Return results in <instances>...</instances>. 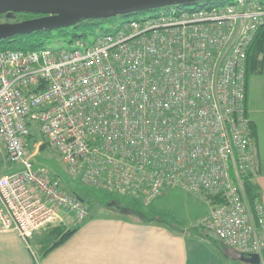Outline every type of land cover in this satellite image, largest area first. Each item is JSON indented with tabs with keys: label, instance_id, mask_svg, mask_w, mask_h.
<instances>
[{
	"label": "built area",
	"instance_id": "1",
	"mask_svg": "<svg viewBox=\"0 0 264 264\" xmlns=\"http://www.w3.org/2000/svg\"><path fill=\"white\" fill-rule=\"evenodd\" d=\"M264 27V0H231L124 20L70 49L0 51V233L81 223L79 196L34 170L43 145L71 175L153 202L165 192L221 195L200 226L264 264V207L252 204L248 49ZM34 153L28 154V141Z\"/></svg>",
	"mask_w": 264,
	"mask_h": 264
},
{
	"label": "crops",
	"instance_id": "2",
	"mask_svg": "<svg viewBox=\"0 0 264 264\" xmlns=\"http://www.w3.org/2000/svg\"><path fill=\"white\" fill-rule=\"evenodd\" d=\"M247 109L256 126L258 150L259 132L249 108V84ZM252 155L254 181L264 205V166L256 167ZM64 224L71 229L69 220ZM77 226L75 234L49 252L46 236L51 226L37 231L29 245L17 232L0 233V264H246L238 252L212 233L196 236L175 231L159 222L134 220L123 211L88 216Z\"/></svg>",
	"mask_w": 264,
	"mask_h": 264
},
{
	"label": "rangeland",
	"instance_id": "3",
	"mask_svg": "<svg viewBox=\"0 0 264 264\" xmlns=\"http://www.w3.org/2000/svg\"><path fill=\"white\" fill-rule=\"evenodd\" d=\"M148 15L150 14L145 16ZM124 20V18L117 17L109 21H101L89 28L74 30L72 31L74 34L46 38L43 41V49H70L80 39L93 42L97 35L118 28ZM74 35L77 37L74 38ZM249 108L254 112L259 132V149L257 150V146H254L252 161L256 167H259V164L264 166V76H252L249 81ZM35 137L36 141L42 140L38 134ZM34 151L33 144L26 149L28 154H32ZM32 162L35 171L44 173L50 179H55L61 189L67 193H75L79 196L89 209V218L110 211H123L131 215L134 220L159 222L175 231L191 234L190 230L200 226L202 218L214 208L205 195L189 193L180 189L169 190L153 202L146 203L141 199L122 196L113 191L88 185L79 177L71 175L59 153L49 146L39 150ZM21 169L20 164L11 165L7 162L4 145L0 138V177ZM66 219L69 220L71 228L78 227L79 223L73 222L72 217L68 216Z\"/></svg>",
	"mask_w": 264,
	"mask_h": 264
},
{
	"label": "water",
	"instance_id": "4",
	"mask_svg": "<svg viewBox=\"0 0 264 264\" xmlns=\"http://www.w3.org/2000/svg\"><path fill=\"white\" fill-rule=\"evenodd\" d=\"M204 1L215 0H0V15L7 14L11 17L14 13H26L44 16L16 24H1L0 41L37 31L68 28L80 21L128 17ZM241 261L247 264H261L258 255L243 256Z\"/></svg>",
	"mask_w": 264,
	"mask_h": 264
},
{
	"label": "trees",
	"instance_id": "5",
	"mask_svg": "<svg viewBox=\"0 0 264 264\" xmlns=\"http://www.w3.org/2000/svg\"><path fill=\"white\" fill-rule=\"evenodd\" d=\"M231 0H215V1H204V2H198L195 4H192L190 6H175V7H167L163 9H158L154 10L151 12H145V13H139V14H133L128 17H121L124 18L125 20H130V19H136L139 18L143 14H158L161 12L169 11L172 9H197L205 6H210V5H217L221 3H226ZM15 14V13H14ZM13 14V15H14ZM144 15V16H145ZM35 14H17V18L14 21V23H20L23 21H28V20H33L29 18H35ZM15 17V16H14ZM13 17V18H14ZM25 19V20H24ZM113 19V18H112ZM112 19L108 20H86V21H80L76 25L68 28H59L56 30L52 31H37V32H32L29 34H24V35H17L13 36L11 38H8L6 40L0 41V51H7V50H23V51H34V50H41L43 49V41L46 38H51V37H59L62 35H66L69 33H73L72 31L78 30L81 28H89L90 26L92 27L93 25L101 22V21H109ZM74 34V33H73ZM77 37L74 35V38ZM252 76H264V27H262L258 33L256 34L255 39L251 43L248 53H247V64H246V89H247V94H246V104L248 102V84L249 80L251 79ZM249 118V114H248ZM250 120V118H249ZM36 137L33 136L29 141H28V147L32 145L35 141ZM258 143V135H257V130L256 126L253 122L250 121V143H249V155L251 158L252 155V149L254 146H257ZM46 147V145H43L42 148ZM254 176L255 174L252 171V164L250 161V169L247 173L246 179H245V186L247 190V196L248 199L252 204H260V206L264 205L262 204L261 200V191L259 186L256 184L254 181ZM73 195H76L75 193H71ZM202 195H205L210 202L211 206L216 207L221 204H223L224 200L221 195H211L207 193H200ZM81 199V198H80ZM77 228H68L64 223H60L57 225L51 226V233L46 236V242L49 244V248H47L46 252H49L52 249H55L62 245L65 241H67L73 234L77 232ZM192 235L196 236H206L207 234H211L209 231L205 230L201 226L193 227L191 230ZM51 244V246H50ZM239 254V253H238ZM240 258L243 257L242 254L238 255Z\"/></svg>",
	"mask_w": 264,
	"mask_h": 264
},
{
	"label": "flooded vegetation",
	"instance_id": "6",
	"mask_svg": "<svg viewBox=\"0 0 264 264\" xmlns=\"http://www.w3.org/2000/svg\"><path fill=\"white\" fill-rule=\"evenodd\" d=\"M43 17H44L43 15H36L35 18H29V19L35 20V19H39ZM15 18H17V14H14V15L12 14L11 17H8L7 14L0 15V25L1 24H16L14 23V21L16 20Z\"/></svg>",
	"mask_w": 264,
	"mask_h": 264
}]
</instances>
